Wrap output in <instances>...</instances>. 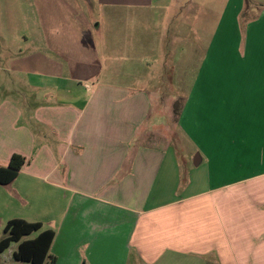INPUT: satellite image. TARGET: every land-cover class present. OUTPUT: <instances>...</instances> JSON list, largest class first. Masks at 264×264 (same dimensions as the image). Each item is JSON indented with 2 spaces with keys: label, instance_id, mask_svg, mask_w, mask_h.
<instances>
[{
  "label": "crops",
  "instance_id": "0c3cea01",
  "mask_svg": "<svg viewBox=\"0 0 264 264\" xmlns=\"http://www.w3.org/2000/svg\"><path fill=\"white\" fill-rule=\"evenodd\" d=\"M26 1L19 35L0 0V166L25 158L0 184L2 230H52L54 264H264V2L248 4L241 39L242 0H93L103 23L80 26L104 37L77 46L64 0ZM162 43L185 63L159 83L144 52ZM162 92L183 94V149L153 142Z\"/></svg>",
  "mask_w": 264,
  "mask_h": 264
},
{
  "label": "rangeland",
  "instance_id": "374dc122",
  "mask_svg": "<svg viewBox=\"0 0 264 264\" xmlns=\"http://www.w3.org/2000/svg\"><path fill=\"white\" fill-rule=\"evenodd\" d=\"M250 1L253 0H242V2L244 3V7L241 11V13L239 14L238 17V25L240 27L241 30V39H245L246 37V33H247V25L249 22V8H248V4L250 3ZM258 2H264V0H256ZM13 2V6L16 8V12H17V27L15 28L16 33H18L20 35V33H22L23 31L21 30V26H23V30H26L25 27V17L27 16L26 14V10H24V7H26V9L28 8V6L30 5L26 0H12ZM86 2L89 6V8H87L86 6ZM90 2V3H88ZM53 4V0H49V5ZM63 4L65 5L66 8V12H65V20L68 22H76L79 23V25L77 26V28L75 29V31L73 32V36L77 39L76 43L77 46H81L84 43L88 44V42H94L96 41L98 38L103 39V32H101L100 36H98V34L93 35V31L88 30L87 28H85L84 26H80V23L85 24L86 22L91 23L92 20L89 17H92L91 14H93V16L95 17L93 21L97 22V20H99V22H102L103 19L101 17V15H98V12H96L95 10L97 9V7L95 6V4L93 3V0H64ZM100 12V11H99ZM102 13V12H100ZM6 14L4 12H0V16L4 17ZM51 16V15H50ZM99 18V19H98ZM219 19V15L216 13H210L208 16V22H207V27H206V32H207V36L209 38H211L215 26L217 24V21ZM51 20V19H50ZM102 20V21H100ZM163 21V20H162ZM170 16H166L165 21H163V23L161 24V22L159 21V23L161 24V26L159 25V31L160 34H163V38L162 41L166 40V32L169 30L168 26L170 25ZM103 23V22H102ZM200 30H197L194 28L193 32L191 34H189V37L191 39H195L197 33ZM67 33L70 34L69 30L66 29L65 30V35H67ZM91 45V44H88ZM94 46V45H91ZM101 47V45H100ZM158 47V46H157ZM174 45L168 44V43H162L159 47H158V51L156 52H152V55L148 54L151 52V49H153L151 46H146V53L145 57H154L155 58V62L153 63L152 67H151V71H149V74L151 73V76L148 77V75L146 74L145 76L147 77L146 79H154L158 82V79L156 77V74L161 73L162 77L159 80V83L161 81V83H163V80H166V74L170 71V69H172V67H175V72L181 74L182 71H184L183 68V64L185 62H183V60H178L172 61V57L174 56ZM104 51V50H102ZM114 51H117L116 49H114ZM76 56L78 57V54H76ZM97 58H98V63H100L102 66L105 65V61L103 59V52L98 51L97 54ZM96 58V57H95ZM80 59V58H77ZM81 61V60H80ZM174 61L176 62L177 65H175ZM134 62V61H133ZM70 63V62H68ZM132 62H127V64H131ZM148 73V72H147ZM153 75L155 77H153ZM179 78V77H178ZM181 80H186V82L183 84L182 87H185L189 80L190 77H185V78H179ZM141 81V80H140ZM140 81H138V79H132L130 82V86L132 89L138 90L141 89L142 85L144 84L141 83ZM159 101L161 102V112L162 113H166L167 114V118L164 119V126L161 128L162 132L161 134L157 135L154 134L153 136V142H156L158 144H166L167 141H170L171 143H174V146L177 149H183L184 148V142L180 136V133L176 127V116L179 112L180 106L183 102V94H168L167 92H162L159 94ZM164 131H166V133H164ZM151 136V135H150ZM152 139V137H151ZM185 171V169H184ZM188 177L186 176V174H184L182 176V183L183 182H187ZM5 236V234L3 233L2 228L0 227V239L3 238ZM17 247V243H12L10 245V247L5 250V252L3 254H0V264H25L22 262H18L15 261L11 255V251H14Z\"/></svg>",
  "mask_w": 264,
  "mask_h": 264
},
{
  "label": "trees",
  "instance_id": "16d2710c",
  "mask_svg": "<svg viewBox=\"0 0 264 264\" xmlns=\"http://www.w3.org/2000/svg\"><path fill=\"white\" fill-rule=\"evenodd\" d=\"M24 163V157L12 155L6 167L0 166V184L12 182ZM41 227L38 222L22 219L8 221L3 228L5 236L0 239V253L7 250L12 243H17V249L12 254L15 261L26 264H54L55 258L49 255V249L55 234L52 230L39 232ZM37 232L39 233L35 237L29 238Z\"/></svg>",
  "mask_w": 264,
  "mask_h": 264
}]
</instances>
